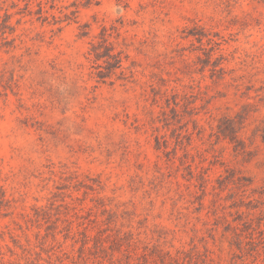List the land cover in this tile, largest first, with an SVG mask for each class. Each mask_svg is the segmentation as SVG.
<instances>
[{
    "label": "rangeland",
    "instance_id": "374dc122",
    "mask_svg": "<svg viewBox=\"0 0 264 264\" xmlns=\"http://www.w3.org/2000/svg\"><path fill=\"white\" fill-rule=\"evenodd\" d=\"M0 264H264V0H0Z\"/></svg>",
    "mask_w": 264,
    "mask_h": 264
}]
</instances>
